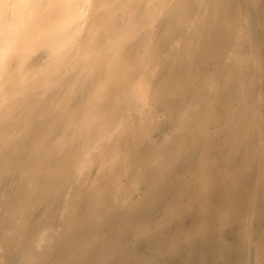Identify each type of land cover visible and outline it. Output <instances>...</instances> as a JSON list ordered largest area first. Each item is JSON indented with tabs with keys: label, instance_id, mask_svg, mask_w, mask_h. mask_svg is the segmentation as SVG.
<instances>
[{
	"label": "bare ground",
	"instance_id": "1",
	"mask_svg": "<svg viewBox=\"0 0 264 264\" xmlns=\"http://www.w3.org/2000/svg\"><path fill=\"white\" fill-rule=\"evenodd\" d=\"M0 234L10 264H264V0H0Z\"/></svg>",
	"mask_w": 264,
	"mask_h": 264
},
{
	"label": "rangeland",
	"instance_id": "2",
	"mask_svg": "<svg viewBox=\"0 0 264 264\" xmlns=\"http://www.w3.org/2000/svg\"><path fill=\"white\" fill-rule=\"evenodd\" d=\"M254 54L255 53L253 50H249L248 48H246L243 52V59L248 64H252V58ZM158 134L159 133L157 132L154 135L156 136ZM97 139H98V136H92L93 142L96 141ZM128 140L130 141L131 139L128 138ZM87 141L92 143L90 137L87 139ZM65 145L66 143H62L60 144V147H64ZM130 156L131 154H125L124 155V157L126 158L125 160L128 161V159H130ZM116 165H118V163ZM131 172H132V168L130 167L127 168L125 170V174L121 175L120 178L118 179L117 184L112 180L110 181L108 178V175L104 174L101 176L102 180L100 181L102 184L107 186L106 191L115 190L117 186H120L122 188L119 194V197H116V199L113 197H108V198H106L105 196L102 197V200H103L102 210L104 209L105 205H112L116 207L115 208L116 213H119V211H122L120 209V204H125L129 198L133 197L136 194H138L139 196L142 194L143 192L142 186L140 184H135V185L132 184L131 182L132 177L130 176ZM99 175L100 173H99L98 165L96 163H92L89 167H87L86 173L85 175H83V178L84 179L90 178L91 180H94ZM75 180L77 183L78 181L77 179H74L72 182H74ZM39 188L34 189L32 193H30V200H33L34 197H36V194L43 191L42 188L40 190ZM201 191H202L201 184H196V193H197L196 201L200 200L199 194ZM53 197L54 198L58 197L57 201L54 202L57 206V210L55 211L56 224L54 228V231H56V234H46L45 240L39 246L34 248V252H36L39 255V257H43L44 259H47V258L51 259V256L55 252L53 249H58V251L61 252L63 248L62 246L63 238L62 237L65 238V236L68 235L69 233H73V231H68L70 230V228L68 227L64 218L62 217L63 208L65 207V205H69V210L67 212L71 214L72 216H74L75 219L81 218V217L86 216L85 202L91 199V197L89 196V192L84 187H82L79 183L77 184L74 183L72 185H68L67 183H65V185L60 190L58 188L54 190ZM30 205H31L30 211H36L41 208L43 209V203L37 202L36 200L35 202H32V204ZM88 225L94 226L91 220L88 221ZM251 226H252V223L251 222L248 223L247 227L250 228ZM59 233H62V234H59ZM6 238L7 237L4 234H0V244L4 242V240H7ZM4 250L5 249L0 246V256L3 255ZM0 264H10V263H8L5 259H2L0 260ZM39 264H43V263L40 262Z\"/></svg>",
	"mask_w": 264,
	"mask_h": 264
}]
</instances>
